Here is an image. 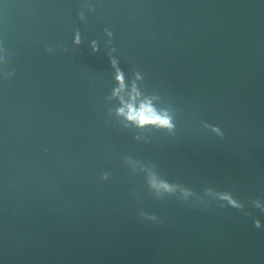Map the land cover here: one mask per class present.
I'll return each instance as SVG.
<instances>
[{
  "label": "water",
  "instance_id": "water-1",
  "mask_svg": "<svg viewBox=\"0 0 264 264\" xmlns=\"http://www.w3.org/2000/svg\"><path fill=\"white\" fill-rule=\"evenodd\" d=\"M0 264H264V0H0Z\"/></svg>",
  "mask_w": 264,
  "mask_h": 264
},
{
  "label": "clouds",
  "instance_id": "clouds-1",
  "mask_svg": "<svg viewBox=\"0 0 264 264\" xmlns=\"http://www.w3.org/2000/svg\"><path fill=\"white\" fill-rule=\"evenodd\" d=\"M120 111H123V109H121ZM145 112H148V115H145ZM152 117H158L162 120H170V116L168 114L160 113L151 108H146L142 106L141 110L139 111H135L130 108L129 119H138V122L140 124L145 123L148 119Z\"/></svg>",
  "mask_w": 264,
  "mask_h": 264
}]
</instances>
